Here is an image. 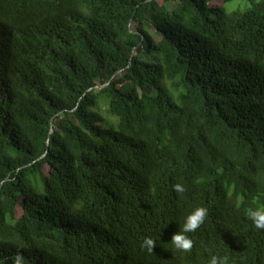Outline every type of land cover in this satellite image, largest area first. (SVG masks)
<instances>
[{"label":"trees","instance_id":"1","mask_svg":"<svg viewBox=\"0 0 264 264\" xmlns=\"http://www.w3.org/2000/svg\"><path fill=\"white\" fill-rule=\"evenodd\" d=\"M163 1L0 0V264H264V0Z\"/></svg>","mask_w":264,"mask_h":264},{"label":"clouds","instance_id":"2","mask_svg":"<svg viewBox=\"0 0 264 264\" xmlns=\"http://www.w3.org/2000/svg\"><path fill=\"white\" fill-rule=\"evenodd\" d=\"M173 188L177 193H183L185 191L181 184H175ZM206 216L207 209L204 207H197L187 214L184 219L182 229L178 230L171 237V243L176 250L183 253L191 252L193 248V240L187 234L194 233L204 222ZM247 216L252 221L256 229L264 230V207L247 209ZM155 245L156 241L152 237L148 236L143 239L140 247L143 250L152 253ZM13 264H24L23 255L19 253L16 254L13 257ZM209 264H228V257L212 255L210 257Z\"/></svg>","mask_w":264,"mask_h":264},{"label":"rangeland","instance_id":"3","mask_svg":"<svg viewBox=\"0 0 264 264\" xmlns=\"http://www.w3.org/2000/svg\"><path fill=\"white\" fill-rule=\"evenodd\" d=\"M160 3H164L163 0H159ZM213 6H223L228 12L236 11V10H246L251 6L250 2L246 0H230L224 2V0H213L211 2ZM47 171V169H46ZM22 209L18 208V214L21 215Z\"/></svg>","mask_w":264,"mask_h":264}]
</instances>
